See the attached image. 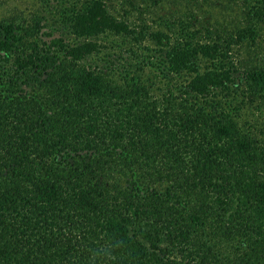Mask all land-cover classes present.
<instances>
[{"label":"trees","instance_id":"obj_1","mask_svg":"<svg viewBox=\"0 0 264 264\" xmlns=\"http://www.w3.org/2000/svg\"><path fill=\"white\" fill-rule=\"evenodd\" d=\"M40 1L0 16V264H264V67L229 45L264 0L229 41Z\"/></svg>","mask_w":264,"mask_h":264},{"label":"rangeland","instance_id":"obj_2","mask_svg":"<svg viewBox=\"0 0 264 264\" xmlns=\"http://www.w3.org/2000/svg\"><path fill=\"white\" fill-rule=\"evenodd\" d=\"M134 4L139 9H133L128 0H114L115 7L121 12L128 10L131 13L132 19L141 22L137 18H142L147 24L153 25L155 28L161 27L158 17H171L173 20L175 16L186 21H191L193 28L212 29L215 33L222 35L228 41L233 40L237 35V30L245 26L246 18L244 16L245 8L241 4V0H134ZM124 7H123V5ZM42 2L40 0H0V16L7 19H14L20 17H28L33 13L42 10ZM188 15V16H186ZM155 19V23H153ZM227 41V42H228ZM228 45V44H227ZM231 55L233 61L239 67L246 66H263L264 67V24L262 23L258 28V34L254 41L246 36L242 42H232ZM241 87L235 88L234 92H240ZM225 93V92H223ZM228 93V92H227ZM225 93V99H232ZM239 94V93H238ZM240 98V94H239ZM251 111L247 105L244 108ZM252 112L257 120L258 128H264V112L252 109Z\"/></svg>","mask_w":264,"mask_h":264}]
</instances>
